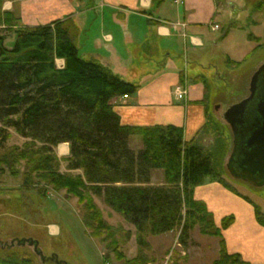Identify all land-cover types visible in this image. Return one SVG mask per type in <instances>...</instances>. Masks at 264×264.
I'll return each instance as SVG.
<instances>
[{
  "label": "trees",
  "instance_id": "obj_1",
  "mask_svg": "<svg viewBox=\"0 0 264 264\" xmlns=\"http://www.w3.org/2000/svg\"><path fill=\"white\" fill-rule=\"evenodd\" d=\"M4 1L0 0V26L12 29L19 21L2 9ZM163 1L152 0V5ZM14 33L13 46L6 48L7 36L0 31V149L11 138V130L25 140L0 152V180L6 174L21 176L19 190L41 194L51 188L75 198L85 227L106 243L120 264H147L142 249L148 247L150 235L177 229L178 242L186 247L190 230L198 225L200 233L222 237L234 216L225 215L216 224L205 202L194 196V188L208 177L233 190L223 177L231 134L209 109L210 82L204 75L189 82L204 87L205 121L185 140L183 127L174 124L121 123L112 99L134 94L138 85L82 58L71 21L19 27ZM57 58L64 60L63 67H57ZM205 134L212 137L208 144L202 142ZM132 135L141 138L138 151L130 148ZM64 142L69 154L58 158L54 147ZM62 163L66 171H61ZM154 169L162 170V185L150 184ZM94 197L135 227L142 248L135 257L121 251L118 230L104 221ZM254 212L264 223V213L257 206ZM25 243L0 247V264H41L22 250ZM219 253L215 264H248L240 254L228 253L222 239ZM46 262L45 258L42 264Z\"/></svg>",
  "mask_w": 264,
  "mask_h": 264
},
{
  "label": "crops",
  "instance_id": "obj_2",
  "mask_svg": "<svg viewBox=\"0 0 264 264\" xmlns=\"http://www.w3.org/2000/svg\"><path fill=\"white\" fill-rule=\"evenodd\" d=\"M2 9L18 18V25L11 27L12 34L19 27L46 25L56 20L71 21L77 30L82 58L94 60L113 74L138 85L134 94L112 99L121 123L134 126L174 124L183 127L185 140L191 139L190 135L203 125L202 83L188 82L184 100L176 99L173 90L182 76L188 81L196 76H189L185 69L189 53H201L216 44L214 32L220 28L215 22L216 0H164L159 6L152 5V0H6ZM214 24L218 25L217 29H213ZM176 56L184 57L183 64L175 61ZM55 62L59 68L64 65L62 58ZM168 64L176 66L169 68ZM11 132L21 141L25 140L13 130ZM139 146L134 150H140L142 145ZM54 151L58 158L65 157L69 154V144L59 143ZM61 171H66L63 163ZM12 177L8 174L3 177L4 184L8 183L3 193L10 197L22 191L17 189L21 182L12 181ZM163 182L162 170L154 169L150 184L162 185ZM202 190L211 194L223 192L218 182L201 184L194 188V196L202 201ZM59 193L51 188L44 189L41 194L36 192L45 205L50 203L48 198L55 199V209L60 212ZM238 203L246 212L236 217L231 213L234 221L223 230L216 246L219 250L222 239L228 253L240 254L248 264H264V223L256 219L252 208ZM221 218H214L216 224ZM52 225L53 232L59 231L56 222Z\"/></svg>",
  "mask_w": 264,
  "mask_h": 264
},
{
  "label": "rangeland",
  "instance_id": "obj_3",
  "mask_svg": "<svg viewBox=\"0 0 264 264\" xmlns=\"http://www.w3.org/2000/svg\"><path fill=\"white\" fill-rule=\"evenodd\" d=\"M261 1L264 0H220L215 17V22L220 27L214 32L215 46L201 53L192 51L186 59L185 69L189 76L202 74L209 80V109L222 122H225L223 113L226 107L244 97L252 70L260 62H264V3ZM258 3L259 7L256 6ZM231 22L234 23L231 25ZM10 30L0 28L7 36L4 41L6 48H11L15 41V34ZM174 59L181 64L185 61L181 56ZM171 65L176 66L168 64V67L171 68ZM204 137L202 142L210 143L209 139L212 137L209 134ZM130 138L131 149L142 145L138 135ZM23 142L17 135H12L4 143L3 149L21 145ZM226 162L227 157L224 160L226 172L223 177L233 190L219 182V186L223 188L222 193L211 194L202 190V199L213 212L214 218L231 213L236 217L237 214L245 213L246 210L241 209L238 201L252 210L257 206L264 213V185L254 186L233 177L226 170ZM3 177L0 180V247L17 246L16 244L26 241L22 250L30 253L37 263L42 264L44 261L29 244L34 239L44 260L47 259L44 264H104V259L108 260L107 264H120L115 254L106 249V243L99 242L85 227L81 204L75 198L67 197L60 191L59 204L62 208L58 212L59 209H55V199H46L50 203L45 205L34 191L22 190L19 195L6 196L3 188L8 183L4 184ZM12 181L20 183L21 176H13ZM211 182L217 181L208 177L204 184L209 185ZM94 202L102 211L104 221L118 230L117 239L120 241L121 251L128 258L135 257L142 249L136 242L135 227L120 214L106 207L102 198L94 197ZM45 220L49 223L45 224ZM54 222L59 228L55 233L52 228ZM178 233L174 229L148 236V247L142 249L148 258L147 264H215L220 256L219 247L216 246L220 237L202 234L196 225L190 230L188 245L183 247L178 242Z\"/></svg>",
  "mask_w": 264,
  "mask_h": 264
},
{
  "label": "water",
  "instance_id": "obj_4",
  "mask_svg": "<svg viewBox=\"0 0 264 264\" xmlns=\"http://www.w3.org/2000/svg\"><path fill=\"white\" fill-rule=\"evenodd\" d=\"M264 67L255 70L250 79V94L223 113V119L230 126L233 138L231 140L229 159L226 168L230 174L254 186L264 185ZM247 107L253 109L252 116L247 114ZM246 122L250 125V133L245 140V149H238V126ZM238 152L240 155H238ZM238 157V169L232 166V159ZM34 251L44 257L37 249V242L31 240Z\"/></svg>",
  "mask_w": 264,
  "mask_h": 264
},
{
  "label": "flooded vegetation",
  "instance_id": "obj_5",
  "mask_svg": "<svg viewBox=\"0 0 264 264\" xmlns=\"http://www.w3.org/2000/svg\"><path fill=\"white\" fill-rule=\"evenodd\" d=\"M261 67L262 68L264 67V62H260L259 64H257V66L254 68V70H252L251 76L253 75V73L255 72V70H257L258 68H261ZM261 76H264V72H262V75ZM263 87H264V80H263ZM249 94H250V83L248 85V89H247L246 94L244 95V97H242L241 99H239L238 102L241 101L243 98L247 97ZM232 106H233V104L228 105L226 107V110L224 111V113L226 111H228ZM246 111H247V114H249V115L252 116L253 109L251 107H247ZM228 129H229L228 131L230 132L231 139H232L233 138V133L231 132L229 125H228ZM237 133H238V142H239V144L237 145V147H238V149H240L242 151L243 149H245V143L244 142H245V140L247 139V137H248V135L250 133V125L247 124L246 122L242 123L241 125L238 126ZM238 155H240L239 152H238ZM238 165H239V159H238V157L233 158L232 159V166L237 168Z\"/></svg>",
  "mask_w": 264,
  "mask_h": 264
},
{
  "label": "built area",
  "instance_id": "obj_6",
  "mask_svg": "<svg viewBox=\"0 0 264 264\" xmlns=\"http://www.w3.org/2000/svg\"><path fill=\"white\" fill-rule=\"evenodd\" d=\"M217 26L215 25V28ZM174 95L175 97L178 99V100H182V99H185L186 98V95H187V92H188V87L185 84H179V85H176L174 87ZM124 97H126V95H124ZM108 262H104V264H107Z\"/></svg>",
  "mask_w": 264,
  "mask_h": 264
}]
</instances>
